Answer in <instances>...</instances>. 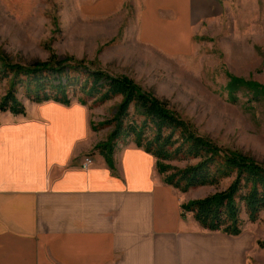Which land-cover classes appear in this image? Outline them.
Instances as JSON below:
<instances>
[{"label":"crops","instance_id":"obj_1","mask_svg":"<svg viewBox=\"0 0 264 264\" xmlns=\"http://www.w3.org/2000/svg\"><path fill=\"white\" fill-rule=\"evenodd\" d=\"M134 3L140 40L170 53L223 11L222 0ZM22 104L25 115L0 111V264H246L245 232L204 230L133 141L111 168L86 105Z\"/></svg>","mask_w":264,"mask_h":264},{"label":"rangeland","instance_id":"obj_2","mask_svg":"<svg viewBox=\"0 0 264 264\" xmlns=\"http://www.w3.org/2000/svg\"><path fill=\"white\" fill-rule=\"evenodd\" d=\"M222 1V13L192 32L186 50L170 53L140 40L134 0L112 5L104 0H0V57L24 67L56 57L67 65L82 64V72L87 67L128 78L166 102L198 136L264 166V93L230 87L233 79L264 87V0ZM9 85L0 82V98ZM76 88L69 89L72 102L84 98ZM17 96L30 102L22 88ZM121 102V97L104 104L86 99L92 128L105 140L114 127L102 125L113 119ZM132 141L123 137L116 148ZM230 183L190 189L183 199L206 198ZM241 218L251 241L246 264H264L259 246L264 242V211L254 223L245 211Z\"/></svg>","mask_w":264,"mask_h":264},{"label":"trees","instance_id":"obj_3","mask_svg":"<svg viewBox=\"0 0 264 264\" xmlns=\"http://www.w3.org/2000/svg\"><path fill=\"white\" fill-rule=\"evenodd\" d=\"M67 63L51 57L24 67L0 57V82L10 84L0 98V111L25 115V107L17 96L21 88L33 103L55 101L70 105L72 87H77L75 91L84 96L78 100L83 105L87 104L86 99L104 104L121 97L113 119L102 125L113 126L114 130L96 146L111 168L118 140L131 137L137 147L156 159L157 171L164 182L182 193L199 187L219 188L224 181L231 180L225 190L183 206V211L192 213L204 230L238 237L243 234V211L250 222L258 221L264 211L263 165L198 136L166 102L142 92L130 79L111 77L87 67L82 72V64ZM71 71L79 74L72 75ZM233 86L246 87L257 96L264 93V87L251 82L233 79L230 87ZM171 161L186 165L178 168ZM259 246L264 249V242H259Z\"/></svg>","mask_w":264,"mask_h":264},{"label":"built area","instance_id":"obj_4","mask_svg":"<svg viewBox=\"0 0 264 264\" xmlns=\"http://www.w3.org/2000/svg\"><path fill=\"white\" fill-rule=\"evenodd\" d=\"M92 162H93L92 158L90 157L84 158L82 162V168L87 169L92 164Z\"/></svg>","mask_w":264,"mask_h":264}]
</instances>
